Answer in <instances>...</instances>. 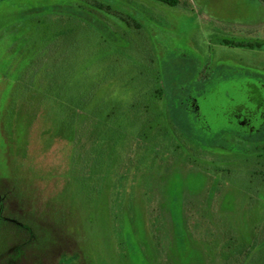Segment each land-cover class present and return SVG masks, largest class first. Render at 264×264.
I'll use <instances>...</instances> for the list:
<instances>
[{"label":"rangeland","instance_id":"1","mask_svg":"<svg viewBox=\"0 0 264 264\" xmlns=\"http://www.w3.org/2000/svg\"><path fill=\"white\" fill-rule=\"evenodd\" d=\"M96 2L113 12H95ZM35 18L68 34L43 66L51 94L58 83L66 98L86 102L90 115L106 117L114 109L113 121L126 130H115V142L131 152V171L114 170L118 151L115 168L106 171L101 157L89 159V146L96 145L98 156L110 149L103 126L82 131L84 160L77 164L72 144L48 146L42 136L53 131L39 120L57 114L50 103L7 113L13 95L23 98L24 83L17 81L27 59L11 52L17 36L6 30ZM225 40L264 42V4L0 0V264H264V46ZM36 75L25 82L36 83L38 101L43 76ZM155 88L163 91L152 109L164 114L159 124L175 126L196 150L175 151L173 137L163 136L165 147L154 150L138 143L144 120L153 116L143 106ZM8 117L21 137L14 146ZM217 187L208 211L227 222L245 257H217L215 243L195 239L184 223L187 192L211 195Z\"/></svg>","mask_w":264,"mask_h":264},{"label":"trees","instance_id":"2","mask_svg":"<svg viewBox=\"0 0 264 264\" xmlns=\"http://www.w3.org/2000/svg\"><path fill=\"white\" fill-rule=\"evenodd\" d=\"M150 1L162 3L171 7H177L181 4V0ZM254 1H259L264 4V0ZM94 5L96 6L95 12H98L97 9H105L109 12H113L111 6L109 5H105L100 2H96L94 3ZM123 19L126 20L125 18ZM42 24H44L43 19L35 18L32 19L31 22L26 24V28L22 27V24L20 23H16L7 27V33H14L15 36H17L14 38V41L12 42L13 44L10 47L11 52L18 53V56L21 57L19 59H23L24 61L27 59L26 62H24L26 67H24L20 72L22 76L19 77V82L17 81L18 85L19 83L25 84L20 85L21 90L23 91V98H20L19 94L18 96L13 95L11 97L9 107L7 108V113H11L14 115L20 112V110L28 112L33 110L35 111L36 105H38V108H44L47 102L50 103V105L55 107V109L57 110V114L53 117L39 116V120L42 121L41 125H45L46 127L49 126V128L53 129V131H46L42 136L49 137V140L47 141L48 146H51L52 141L54 142L57 140H62L66 143L72 144L74 147V154L72 155V159L77 164L84 160L83 148L85 146L84 144L86 139H84L82 131H84V129H89L90 127L95 126L98 128L104 127L107 129V134L105 136L103 135L102 138L106 144L110 145V149H107V151H104L102 149V153L105 156L103 154H100V156H98L97 154H99V151L96 150V145L93 146V149H91V146H89L87 147V151H89L90 153L89 159L94 160L95 155L98 158L101 157L102 163L99 164V168L101 167V169H104V171H106L112 166L113 168H115V162L117 161L115 154L118 151L120 163L119 166L114 170L117 173L118 171L123 173V175L126 171H131L134 166L132 163L133 157L131 155V152L127 149H120L122 146L120 140L118 142H115L117 136L115 130L124 131L125 124L119 123V120H117L116 123L115 120L113 121L111 115L114 114V109L111 110L110 114H108L106 117H96L92 114L90 115L89 113H86V102L83 103L82 101H79V98L75 99L74 97H71L70 100L69 98H66L64 96V87L59 86L58 83L55 84L54 94H51L52 85H50L46 77L43 76V66L46 64V62L49 63V61L52 59L50 51L52 48L55 47V43H58L61 40L64 41L68 34L65 33L63 30L51 32L48 30L49 27L43 26ZM135 27L137 29H140L138 25H135ZM225 43L236 47H247L251 49L262 48L264 46V42H258L255 44H245L241 42L225 40ZM18 48H21L19 52ZM36 74H41V77L43 76L41 79L39 78V82L37 83L39 84L38 87L40 89L41 95V99H39L38 101L34 95L36 94L34 92L36 83H34L33 81L34 84L31 85L25 82L28 76H30V78L31 76L34 78ZM20 86H18V88ZM162 99L163 91L159 88H155L152 95V101H148V103H145V105L143 106V109L145 110L146 114L149 115L153 113V116H148L149 118L147 120H144L146 125L143 131L138 134V143L140 145L146 146L147 150H154L158 147H162V144L163 147H165L164 143H162L163 136L164 138L166 137L169 142L173 137L179 142L178 145H176L175 151L181 150L182 146H185V148H187L188 150H196V148L191 146V144L189 143L187 136L182 131L178 130L175 126L171 125V130H167L163 129L159 124V122L161 123L162 116L164 118V114L161 111L159 113V111H153L152 109L156 108L159 101H161ZM8 119V142L10 146H14V144L20 142L19 139L21 137H19L18 135L19 130L18 132H16V128L12 123L15 118L8 117ZM32 119L33 117H30L26 120L28 126L32 124ZM109 131L110 133L108 134ZM89 144L91 143L89 142L88 145ZM173 144L174 143H172L171 141L169 145L174 146ZM95 151L97 152V154L95 153ZM146 157L147 156H145V158ZM158 157H160L158 154L155 155V158ZM145 158L143 159V161L145 160ZM163 165V167L170 168L171 162H164L163 160ZM228 172H231V170ZM255 175L258 176L259 172H255ZM260 177L262 178L259 179L261 181L260 184L262 185L264 190V174H262V176ZM218 184L221 186L220 183ZM249 189L252 188L249 186ZM219 190L220 188L218 187L216 189H212V192L210 193L211 195H206L203 192L197 194L193 191L187 192V197L185 198L186 211L184 216V223L189 228L191 234L194 236L195 239H197L199 235H201L202 237L200 242H202L203 240L210 242V244H212L213 242L215 243V247L217 250L216 254L218 255L217 257H245L247 252L246 247H240L238 239H235L234 237H229L228 231L225 230V226H228L227 222H225L224 219H218L217 216L219 214H213L212 212L208 211L209 209L213 210V194L215 195L216 192ZM257 191L258 190L256 189V192Z\"/></svg>","mask_w":264,"mask_h":264}]
</instances>
